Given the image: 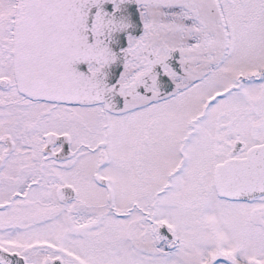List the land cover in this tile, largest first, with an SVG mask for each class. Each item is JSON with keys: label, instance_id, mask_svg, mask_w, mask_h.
Segmentation results:
<instances>
[{"label": "snow or ice", "instance_id": "snow-or-ice-1", "mask_svg": "<svg viewBox=\"0 0 264 264\" xmlns=\"http://www.w3.org/2000/svg\"><path fill=\"white\" fill-rule=\"evenodd\" d=\"M0 264H264V0H0Z\"/></svg>", "mask_w": 264, "mask_h": 264}]
</instances>
